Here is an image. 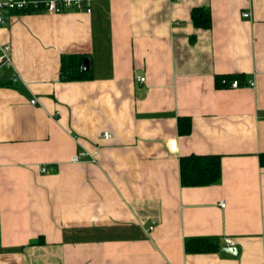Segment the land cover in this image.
Instances as JSON below:
<instances>
[{
    "label": "crops",
    "instance_id": "obj_1",
    "mask_svg": "<svg viewBox=\"0 0 264 264\" xmlns=\"http://www.w3.org/2000/svg\"><path fill=\"white\" fill-rule=\"evenodd\" d=\"M88 6L11 12L0 33V264H264V0ZM66 53L89 78L60 79ZM190 154L221 156L218 184L180 185ZM205 236L219 251L185 252Z\"/></svg>",
    "mask_w": 264,
    "mask_h": 264
},
{
    "label": "trees",
    "instance_id": "obj_2",
    "mask_svg": "<svg viewBox=\"0 0 264 264\" xmlns=\"http://www.w3.org/2000/svg\"><path fill=\"white\" fill-rule=\"evenodd\" d=\"M33 10L12 11L21 14ZM11 13V12H10ZM190 19L195 28L208 29L211 26L210 12L208 8L196 7L190 13ZM59 74L63 81H82L91 75L90 67H84L82 62L86 58L83 54H63L60 56ZM227 79V78H226ZM240 79L238 75H230L228 80ZM215 86H223L222 79L214 77ZM240 82V81H239ZM176 127L180 135H187L190 130V119L188 117H178ZM220 155H194L179 158V180L183 187H196L203 185L218 184L221 177ZM260 167H264V152L258 155ZM40 243V242H38ZM185 252L205 253L217 252L220 249L216 238L212 237H190L184 240Z\"/></svg>",
    "mask_w": 264,
    "mask_h": 264
},
{
    "label": "built area",
    "instance_id": "obj_3",
    "mask_svg": "<svg viewBox=\"0 0 264 264\" xmlns=\"http://www.w3.org/2000/svg\"><path fill=\"white\" fill-rule=\"evenodd\" d=\"M91 0H0V33L2 28L5 26L8 13L12 11H21V10H41L47 13H60L66 9H84L89 12L88 3ZM246 16V14H243ZM11 63L10 58V45L7 43H0V68L8 67ZM11 80H16V76H12ZM144 80V77L137 78V82L141 83ZM239 82L236 79H232L230 87L236 88ZM249 85H253L250 83ZM31 104H35V99H30ZM104 138H108L109 134L107 132L103 133ZM169 150L173 151L176 147V142L174 140L169 142ZM77 157L73 158L76 159ZM223 206V202L220 204ZM151 228V227H149ZM225 246H233L230 240H224ZM166 264V263H164Z\"/></svg>",
    "mask_w": 264,
    "mask_h": 264
},
{
    "label": "water",
    "instance_id": "obj_4",
    "mask_svg": "<svg viewBox=\"0 0 264 264\" xmlns=\"http://www.w3.org/2000/svg\"><path fill=\"white\" fill-rule=\"evenodd\" d=\"M82 64L84 67H87L88 61L86 58L83 59ZM221 252L228 254L230 256H235V254L237 253V249L233 248L232 246H227V247H222Z\"/></svg>",
    "mask_w": 264,
    "mask_h": 264
}]
</instances>
